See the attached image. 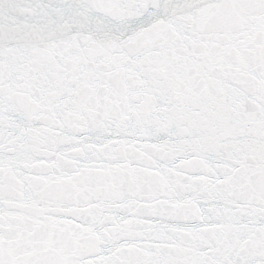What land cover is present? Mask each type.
<instances>
[{"label":"snow or ice","instance_id":"obj_1","mask_svg":"<svg viewBox=\"0 0 264 264\" xmlns=\"http://www.w3.org/2000/svg\"><path fill=\"white\" fill-rule=\"evenodd\" d=\"M0 264H264V0H0Z\"/></svg>","mask_w":264,"mask_h":264}]
</instances>
